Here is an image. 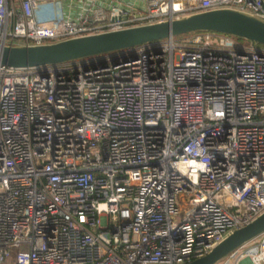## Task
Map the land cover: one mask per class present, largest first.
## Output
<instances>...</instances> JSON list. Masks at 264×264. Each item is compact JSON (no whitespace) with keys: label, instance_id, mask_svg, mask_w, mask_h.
<instances>
[{"label":"built area","instance_id":"1","mask_svg":"<svg viewBox=\"0 0 264 264\" xmlns=\"http://www.w3.org/2000/svg\"><path fill=\"white\" fill-rule=\"evenodd\" d=\"M217 8L264 20V0H0V41ZM263 211L264 48L200 32L0 64V264H186ZM217 264H264V233Z\"/></svg>","mask_w":264,"mask_h":264},{"label":"water","instance_id":"2","mask_svg":"<svg viewBox=\"0 0 264 264\" xmlns=\"http://www.w3.org/2000/svg\"><path fill=\"white\" fill-rule=\"evenodd\" d=\"M200 32L234 36L246 40L250 46L264 45L263 19L232 8H217L53 43L9 45L0 41V64L16 69L39 68L130 50L146 43ZM263 233L264 211L248 224L233 229L206 254L186 264H217Z\"/></svg>","mask_w":264,"mask_h":264},{"label":"crops","instance_id":"3","mask_svg":"<svg viewBox=\"0 0 264 264\" xmlns=\"http://www.w3.org/2000/svg\"><path fill=\"white\" fill-rule=\"evenodd\" d=\"M119 1H121V0H119ZM122 1H126V2H129V3H135V2H137V0H122ZM47 6H50V5H47ZM50 9H52V8H50ZM55 10H57V9L55 8ZM55 14H56V12H55ZM58 14H59V12H57V15Z\"/></svg>","mask_w":264,"mask_h":264},{"label":"rangeland","instance_id":"4","mask_svg":"<svg viewBox=\"0 0 264 264\" xmlns=\"http://www.w3.org/2000/svg\"><path fill=\"white\" fill-rule=\"evenodd\" d=\"M230 36V35H229ZM230 37H232L233 39H235V40H238L239 42H241V43H243V44H248V42L246 41V40H243V39H237V38H235L234 36H230Z\"/></svg>","mask_w":264,"mask_h":264},{"label":"trees","instance_id":"5","mask_svg":"<svg viewBox=\"0 0 264 264\" xmlns=\"http://www.w3.org/2000/svg\"><path fill=\"white\" fill-rule=\"evenodd\" d=\"M258 47H260V48H264V45H257Z\"/></svg>","mask_w":264,"mask_h":264}]
</instances>
